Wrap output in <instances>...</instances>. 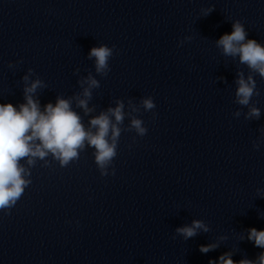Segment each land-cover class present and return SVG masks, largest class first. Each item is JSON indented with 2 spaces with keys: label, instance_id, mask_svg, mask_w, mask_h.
Wrapping results in <instances>:
<instances>
[{
  "label": "clouds",
  "instance_id": "9594fccd",
  "mask_svg": "<svg viewBox=\"0 0 264 264\" xmlns=\"http://www.w3.org/2000/svg\"><path fill=\"white\" fill-rule=\"evenodd\" d=\"M213 10L214 7L202 9V16H207ZM247 35L244 24L235 20L232 21L231 33L223 34L215 44L224 57L233 60L238 57V63L249 69L247 76L243 70L237 69L234 103L241 106V109L236 110L233 116L239 118L243 115L245 120L253 121L261 118V110L252 98L260 95L254 74L264 79V45L254 39H247ZM191 39V36L184 37L178 46ZM114 48L115 46L108 47L104 44L91 48L88 58L94 60L97 75L106 77L110 72L109 60L114 54ZM9 67L14 65L10 62ZM79 72L77 67L74 75ZM33 75V69L29 68L27 74L22 77L23 103L18 106L0 103V210H10L16 205L32 182V168L38 161H43L45 167L50 166L49 157L63 168L78 160L86 147H91L94 149V161L101 176L115 175V169L112 168L109 173V168L117 156L122 131H135L141 137L146 135L148 130L136 114L140 113L141 109L148 112L156 107L151 96L141 98L139 104L129 98L127 111L125 101L116 99L115 106H109L92 115L96 112V106H90V101L93 98V90L100 87V81L91 71L78 79L80 92L67 98L57 95L55 103L48 102L42 107L38 92L46 89L47 84L38 76L31 79ZM73 104L76 109L82 110L84 116L90 117L87 127L81 114L73 108ZM243 108H247V111L243 112ZM153 115L155 116V113ZM126 117L130 123L125 129L122 125ZM259 131L260 136L253 141V148L256 150L264 144V127ZM201 231H211L209 224L194 219L190 225L176 228L175 234L187 241ZM226 239V236H221L217 242L199 246V251L202 254L214 251L219 247V242ZM243 239L244 237L241 240ZM247 240L253 242L255 247L264 249V230L249 228ZM232 256L233 252H225L216 260L210 259L209 264H264V251L255 260L243 258L234 261Z\"/></svg>",
  "mask_w": 264,
  "mask_h": 264
}]
</instances>
